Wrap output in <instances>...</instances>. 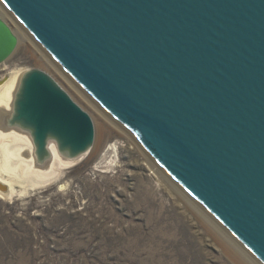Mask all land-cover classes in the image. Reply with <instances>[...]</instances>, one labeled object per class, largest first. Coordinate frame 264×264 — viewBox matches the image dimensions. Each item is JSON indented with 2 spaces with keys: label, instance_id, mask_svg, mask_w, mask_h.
<instances>
[{
  "label": "water",
  "instance_id": "obj_1",
  "mask_svg": "<svg viewBox=\"0 0 264 264\" xmlns=\"http://www.w3.org/2000/svg\"><path fill=\"white\" fill-rule=\"evenodd\" d=\"M60 70L264 264V0H0ZM19 38L0 15V65ZM10 127L44 162L77 157L92 118L41 69ZM4 189V188H2Z\"/></svg>",
  "mask_w": 264,
  "mask_h": 264
},
{
  "label": "rangeland",
  "instance_id": "obj_2",
  "mask_svg": "<svg viewBox=\"0 0 264 264\" xmlns=\"http://www.w3.org/2000/svg\"><path fill=\"white\" fill-rule=\"evenodd\" d=\"M12 30L19 44L0 65V80L11 71L43 70L90 115L97 136L91 108ZM120 132L108 130L98 154L57 164L50 181L14 184L13 195L0 198V264H233L164 171Z\"/></svg>",
  "mask_w": 264,
  "mask_h": 264
},
{
  "label": "bare ground",
  "instance_id": "obj_3",
  "mask_svg": "<svg viewBox=\"0 0 264 264\" xmlns=\"http://www.w3.org/2000/svg\"><path fill=\"white\" fill-rule=\"evenodd\" d=\"M0 15L2 19L6 20V22L12 26L11 28L15 29L21 37H24L27 46L29 49L31 48V51L33 52L34 59L38 60V62L41 61L42 63H47V66L53 69L57 76L61 77V79L68 84V87L75 90L76 94L80 97L79 100H81L88 109L91 108L95 115V117H93L99 128V133L97 136L95 135L96 138H94L95 145L93 144V147L89 148L79 156L70 157L67 154L60 153L56 144L53 141H50L47 145V151H49L47 159L44 162H39L34 151L35 146L33 144L31 133L21 128L10 127L6 123L8 118L13 114L12 109L14 108L15 96L19 92L21 86L20 83L25 71H11L8 73L2 78V80H0V198L7 199L11 197L15 191L13 188L14 184L25 186L27 184L35 185L39 181H50V179H53L54 176H56L57 164L61 168L65 165H71L78 162L79 159L89 153L91 154V157L94 156L97 151L100 150L102 143L101 139H103L108 130L116 129L119 132L121 130L123 134H129L121 128L116 121L114 122L109 115L105 114V112H103L93 101H91L84 92L76 87V85L55 63H53L51 59H49L41 47L38 46L31 36L25 32V30L13 19L11 14L1 5ZM129 136H127V139L132 141L133 139L131 135ZM132 143L135 144L142 155H145V152L139 145H137L136 141H132ZM149 158L147 157L146 161L151 163L153 166L152 168H155L156 172L160 174L161 169L153 162L154 165L151 162L152 160H150L151 158ZM161 174L166 181L174 187L171 188L177 191L176 195H178L185 206H187L185 208H188L193 212V216L198 220L197 222L201 223L203 230L213 239L215 244L220 247L219 249L222 250L223 254L230 260V262L233 264H260L252 254L244 250V248L232 236L226 233L218 223L214 222V220L203 209H201V207H199L189 195H186L182 190L180 191L175 183L168 181L169 177L165 173L162 172Z\"/></svg>",
  "mask_w": 264,
  "mask_h": 264
}]
</instances>
